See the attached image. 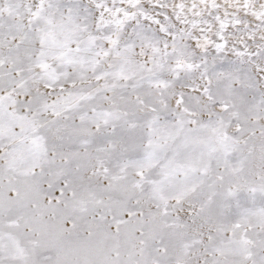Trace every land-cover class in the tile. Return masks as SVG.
<instances>
[{
    "label": "snow or ice",
    "instance_id": "snow-or-ice-1",
    "mask_svg": "<svg viewBox=\"0 0 264 264\" xmlns=\"http://www.w3.org/2000/svg\"><path fill=\"white\" fill-rule=\"evenodd\" d=\"M0 264H264V0H0Z\"/></svg>",
    "mask_w": 264,
    "mask_h": 264
}]
</instances>
